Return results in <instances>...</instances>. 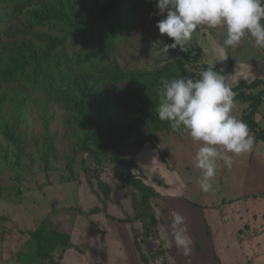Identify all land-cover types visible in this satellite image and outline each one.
Here are the masks:
<instances>
[{
    "label": "rangeland",
    "instance_id": "374dc122",
    "mask_svg": "<svg viewBox=\"0 0 264 264\" xmlns=\"http://www.w3.org/2000/svg\"><path fill=\"white\" fill-rule=\"evenodd\" d=\"M48 1L0 0V61L22 40L32 43L34 52H44L47 46L38 34L64 36L53 22L38 24L31 14L38 3ZM123 2L127 12L122 37L94 72L101 128L123 131L115 145L104 150L95 129L50 95L33 91L23 81H0V264H140L133 229L152 264H264V142L254 144L250 153L233 156L231 168L221 162L212 189L200 191L201 171L193 162L200 145L183 129L173 131L157 114L161 81L183 75L174 50L160 51L168 43L156 27L162 17L156 14L155 0ZM207 36L223 46L226 30L202 25L184 47H201ZM80 44V36L69 38L64 51L71 57ZM222 48L241 70L264 69V49L257 48L250 36L239 47ZM213 56L201 55V61L209 62ZM199 62L186 67L199 74ZM111 63L123 71L121 79L102 78L101 70ZM260 89L264 91V84ZM139 106L142 117L136 114ZM248 108L249 101L238 97L232 114L242 119ZM253 117L256 129H264V94ZM6 124L16 126L22 154L6 140ZM129 158L137 163L131 172L158 192L150 201L157 238H145L138 218L139 195L124 181L123 161ZM98 181L109 185L108 200ZM96 207L105 211L92 213ZM174 211L187 217L190 257L171 242L168 226ZM40 224L68 233L73 247L54 252L51 261L26 257L28 231ZM158 248L159 255H151Z\"/></svg>",
    "mask_w": 264,
    "mask_h": 264
},
{
    "label": "trees",
    "instance_id": "16d2710c",
    "mask_svg": "<svg viewBox=\"0 0 264 264\" xmlns=\"http://www.w3.org/2000/svg\"><path fill=\"white\" fill-rule=\"evenodd\" d=\"M94 1L78 4L74 0H51L38 3L31 13L37 23L44 25L53 22L55 28L65 31L64 36L38 34V39L47 46L44 52H34L33 44L25 40L12 45V49L6 51L4 60L0 61V81L12 84L23 81L33 91L46 93L56 102L64 103L72 113L78 114L82 120L95 129L96 137L103 140L101 146L106 150L108 146L117 143V138L122 136L123 131L117 128L105 132L101 128L95 112L98 100L96 92L98 79L94 72L106 58V54L113 51L116 40L122 37L127 5L123 2L124 0ZM74 36H80L81 44L76 53L70 57L67 51H64V46L69 38ZM166 38L169 44L172 43L169 37L166 36ZM173 50L177 55L176 62L183 75H191L193 79L198 78L197 72L186 71V66L191 61L197 63L200 61L201 69L199 70L202 71L211 67L201 61L202 49L198 45L189 49L184 47L183 51L179 47ZM192 50L195 51V55H192ZM104 69L101 71L102 78L105 80H119L123 77V71L115 63L106 64ZM76 70H79V73L74 75ZM215 70L224 74V70L218 67ZM261 84H264V79L256 78L232 87L236 92L235 99L239 97L249 101V110L242 115V120L253 130L254 144L259 141L264 142V129H256L258 125L253 117L264 94V91L260 89ZM136 114L142 117L143 111L140 106L137 107ZM3 133L6 140L17 148L18 154H22L24 146L16 133V126L6 124ZM95 157L99 158L98 154L95 153ZM123 165L126 169L124 177L126 186L132 193L139 195L141 212L138 218L142 220L143 234L145 238H157L158 223L150 201L158 196V192L131 172L132 168L137 167V163L132 158L125 159ZM158 183L163 184L161 180H158ZM98 188L108 200L110 198L109 185L98 181ZM104 211V208L99 207L91 210L92 213ZM118 220L120 222L131 221V219ZM132 231V242L138 260L141 264H152L142 250L138 232L136 229ZM28 236L29 249L25 256L38 258L40 261H51L54 252L65 251L73 247L68 233L48 228L45 224H40L37 228L28 231ZM160 250V248L156 249L151 255L157 257L159 255L157 252Z\"/></svg>",
    "mask_w": 264,
    "mask_h": 264
},
{
    "label": "clouds",
    "instance_id": "9594fccd",
    "mask_svg": "<svg viewBox=\"0 0 264 264\" xmlns=\"http://www.w3.org/2000/svg\"><path fill=\"white\" fill-rule=\"evenodd\" d=\"M155 7L156 14L162 17L156 23L159 33L172 40L163 44L162 53L177 47L183 51L202 25L226 30L222 47H239L250 36L257 48L264 49V0H155ZM215 68L213 64L201 71L197 79L191 75L163 79L157 110L159 119L168 121L173 131L183 129L200 145L193 162L201 171L197 185L204 193L212 189L211 180L221 162L231 168L233 156L250 153L255 142L248 125L232 114L236 92L226 82L227 76ZM186 71L191 69L186 67ZM171 215V242L190 257L187 217L175 211Z\"/></svg>",
    "mask_w": 264,
    "mask_h": 264
},
{
    "label": "crops",
    "instance_id": "0c3cea01",
    "mask_svg": "<svg viewBox=\"0 0 264 264\" xmlns=\"http://www.w3.org/2000/svg\"><path fill=\"white\" fill-rule=\"evenodd\" d=\"M202 41H203V43L201 44L202 58H203V55L206 56L209 53H212L214 55L212 57L213 59H211V60L208 59V61L210 63L206 62L204 60H203V62L209 64L210 66L215 64L216 67H218L221 70H224L223 75L227 76L226 82L229 85H231V87H234L240 83L249 82V81L256 79V78L264 79V69L245 68V69L241 70V68H239V66L237 65L239 63L233 64V60L231 59L227 48L224 50V48H222V46L220 44H218L214 40V38H212L211 36H209V38L207 36ZM261 52H262V50H261ZM225 57H227V58L225 59ZM260 63H262V61H260ZM244 66H247V65H244ZM262 66L264 67L263 63H262ZM261 143L263 144V141H261ZM132 244H133V242H132Z\"/></svg>",
    "mask_w": 264,
    "mask_h": 264
}]
</instances>
